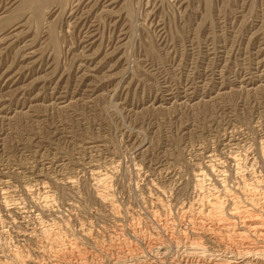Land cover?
Returning a JSON list of instances; mask_svg holds the SVG:
<instances>
[{"label":"rangeland","instance_id":"1","mask_svg":"<svg viewBox=\"0 0 264 264\" xmlns=\"http://www.w3.org/2000/svg\"><path fill=\"white\" fill-rule=\"evenodd\" d=\"M22 1L0 0V264H156L214 191L225 219L264 202V0Z\"/></svg>","mask_w":264,"mask_h":264},{"label":"bare ground","instance_id":"2","mask_svg":"<svg viewBox=\"0 0 264 264\" xmlns=\"http://www.w3.org/2000/svg\"><path fill=\"white\" fill-rule=\"evenodd\" d=\"M14 1V0H13ZM16 1V0H15ZM92 1V0H91ZM100 1V0H99ZM113 1V0H112ZM117 1V0H115ZM18 2V1H17ZM82 2V1H81ZM35 3V0H23L22 1V8L23 7H28L32 4ZM90 3V2H89ZM110 3V2H109ZM112 3V2H111ZM110 3V4H111ZM96 4V3H95ZM115 4V3H114ZM15 5V4H14ZM80 5V4H79ZM109 6V5H108ZM20 7V6H19ZM21 8V9H22ZM74 12V11H73ZM36 17V16H35ZM37 17H38V14H37ZM16 35V34H15ZM13 34H10L8 35V37L10 39H12L13 36H15ZM90 35V34H89ZM17 36V35H16ZM4 37V36H3ZM89 37V36H88ZM92 37V36H91ZM90 37V38H91ZM93 38V37H92ZM4 39V38H3ZM2 39V41H3ZM88 40V39H86ZM6 42V41H5ZM11 42V41H10ZM13 43V42H12ZM91 45V44H90ZM34 54V52L32 53ZM28 55V54H27ZM39 61V60H38ZM33 66V65H32ZM15 75V74H14ZM2 77V76H1ZM11 77L13 78L14 76L11 75ZM19 77V76H18ZM17 77V78H18ZM3 78V77H2ZM11 79V78H9ZM16 79V78H15ZM14 79V80H15ZM17 80V79H16ZM13 82V81H12ZM15 82V81H14ZM65 97V96H64ZM63 101V100H62ZM220 180V179H219ZM198 183V182H197ZM254 185V184H253ZM202 186V185H201ZM248 188V187H246ZM252 188V187H251ZM250 188V190H252ZM223 190V189H222ZM241 190V189H240ZM249 190V188H248ZM254 190V189H253ZM245 191V189H244ZM243 191V192H244ZM219 192V191H218ZM228 190L223 192V193H218L219 195H216L215 194V191H214V195L212 197V199L210 200H204L205 202L203 203V201L201 200H198V201H201L202 203L198 204L197 206V210L195 212H197V218H198V227L195 228V231H194V239L197 240V241H192L191 243L189 241L193 240V239H190L189 241L186 240V239H182V240H177L175 239V234H172L173 231L175 230H172L171 234L168 233L167 231V228L163 229L164 231L160 234L161 236L163 235L164 233V237L161 238L159 235L157 237H159L160 239L157 238V240L154 241V245L152 246L154 248V250L156 249L160 255H162V260L159 261V259L157 260L158 263L156 264H264V202H262L260 205H256V202L254 201L253 198H249L251 201H253L252 203H249L251 204L250 206V209L248 210H243L242 208H240L234 201V204L235 206V209H233L234 211H231L229 212L228 210V213L232 214V215H229L231 218L230 219H225V212H223L225 206L226 205L228 207V203L227 204H224L225 200L227 201V199L229 200L228 197H230V195H228ZM242 192V193H243ZM248 193V192H247ZM249 193H252V192H249ZM255 193H259V191H256ZM222 194V195H221ZM239 194V193H238ZM237 197L238 195L235 194ZM244 195H247L246 193ZM262 195V194H261ZM231 196H234V195H231ZM240 196H243L240 195ZM249 196H252L249 195ZM248 196V197H249ZM255 196V195H254ZM102 197L105 199L104 195H102ZM203 197V196H202ZM208 197V196H207ZM206 197V198H207ZM235 197V196H234ZM256 197V196H255ZM254 197V198H255ZM108 199V197H106ZM231 198V197H230ZM246 198V197H244ZM259 198V197H258ZM257 198V199H258ZM261 198V196H260ZM263 198V197H262ZM104 199H101V200H104ZM232 199H234L232 197ZM240 199V198H239ZM256 199V200H257ZM231 200V199H230ZM236 200V199H234ZM238 200V198H237ZM236 200V202H237ZM248 200V199H247ZM246 200V201H247ZM108 201V200H107ZM207 201V202H206ZM232 201V200H231ZM240 202V200H238ZM244 201V200H243ZM245 201V203H246ZM248 202V201H247ZM250 202V201H249ZM231 203V202H230ZM243 203V202H242ZM241 205V204H240ZM230 206V205H229ZM242 206V205H241ZM247 206V205H246ZM249 206V205H248ZM245 207V206H244ZM243 207V208H244ZM231 208V206H230ZM233 208V206H232ZM166 209V208H165ZM196 209V206L195 208ZM229 209V208H228ZM247 209V208H246ZM183 210H186V209H183ZM192 210V209H191ZM231 210V209H230ZM190 211V210H188ZM193 211V210H192ZM187 214V213H186ZM191 214V213H190ZM155 215V214H154ZM193 215V213H192ZM227 215V214H226ZM187 216V215H186ZM158 217V216H156ZM161 217V216H160ZM192 217V216H191ZM195 219V218H194ZM167 220V219H166ZM170 220V219H169ZM160 221V219L158 220ZM163 221V220H162ZM157 222V221H156ZM168 222V221H167ZM161 222L157 223V225H159ZM173 223V222H172ZM165 224V222L163 223ZM188 224V223H187ZM196 224V222H195ZM194 224V225H195ZM174 225V224H173ZM135 226V225H134ZM139 226V225H138ZM137 226V227H138ZM187 226V225H186ZM190 226V225H189ZM196 226V225H195ZM136 227V229H138ZM160 225L157 227L159 229ZM166 227V226H165ZM163 228V226H162ZM171 228V227H170ZM135 229V228H134ZM133 229V231H135ZM149 229V228H148ZM173 229V228H172ZM175 229V228H174ZM187 229V228H186ZM142 230V229H141ZM190 230V229H189ZM132 231V230H131ZM138 231H140V228L138 229ZM143 231V230H142ZM158 231V230H155V232ZM178 230L176 229V232ZM182 231V230H181ZM137 232V230H136ZM141 232V231H140ZM179 232V231H178ZM192 232V231H191ZM144 233H147L144 231ZM157 233V232H156ZM183 233V232H182ZM180 233V234H182ZM190 233V232H189ZM135 234V233H134ZM143 234L142 233H139L138 235L135 234V236L137 235L139 237V235ZM150 233H148L149 235ZM159 234V233H158ZM147 235V236H148ZM178 235V233H177ZM144 236V235H143ZM146 236V235H145ZM144 236V237H145ZM152 236V235H151ZM156 236V235H155ZM182 236V235H181ZM190 236V235H189ZM52 237V236H51ZM149 237V236H148ZM178 237H180L178 235ZM186 237V236H185ZM50 238V236H49ZM137 239V237H135ZM134 238V239H135ZM146 238V237H145ZM151 238V237H150ZM150 238H148L147 240H149ZM189 238V237H188ZM50 239H53V238H50ZM135 239V240H136ZM54 240V239H53ZM60 240V239H59ZM118 240V239H117ZM121 240V239H120ZM125 240V239H124ZM140 241L144 240V238L142 239H138ZM137 240V241H138ZM199 240H203L204 241H209L211 244H214L213 247L214 248V252L212 250V254L211 256L209 254L210 257L207 258L205 255H206V252H208L209 249H207V247L204 249L203 245L201 244L202 241L199 243L198 241ZM51 241V240H50ZM56 242V240H54ZM122 241V240H121ZM139 241V242H140ZM146 242V240H144ZM143 241V242H144ZM181 241L183 243H181ZM47 242V241H46ZM49 242V241H48ZM117 242V241H116ZM120 242V241H119ZM124 243H126L125 241H122ZM142 242V243H143ZM150 242V241H149ZM57 243V242H56ZM64 243V242H62ZM134 243V242H133ZM151 243V242H150ZM52 244V243H51ZM113 244V243H112ZM129 244V243H128ZM137 244V243H136ZM135 244V245H136ZM141 244V243H140ZM139 244V245H140ZM145 243H143L144 245ZM152 244V243H151ZM150 244V245H151ZM190 246H187L189 245ZM210 244V245H211ZM50 245V244H49ZM66 245V244H64ZM63 245V247H64ZM113 245H116L113 244ZM122 245V244H121ZM130 247L133 245V244H129ZM176 245V248H178L179 246H185L186 249H187V252H186V259H185V263L183 262H179L177 259V261H175L174 259H170L168 258L169 256V252L172 250L173 247H175ZM54 246V245H52ZM51 246V247H52ZM124 246V245H123ZM127 246V245H126ZM141 246V245H140ZM149 246V245H148ZM209 246V245H208ZM49 247V246H48ZM58 247V246H57ZM62 247V248H63ZM78 246H68L66 247L65 249H62V250H59V255L62 257H76V256H79L81 254V250H79L77 248ZM122 247V246H121ZM139 248V246H136ZM136 247H135V250H136ZM146 247V246H145ZM212 248V246H210ZM61 248V247H60ZM125 248V247H124ZM129 248V247H128ZM143 248V246H142ZM141 248V249H142ZM147 248V247H146ZM151 248V246H150ZM175 248V249H176ZM210 248V249H211ZM47 249V248H46ZM59 249V248H58ZM120 249V248H119ZM117 249V250H119ZM140 249V250H141ZM152 249V248H151ZM150 249V250H151ZM184 249V248H183ZM207 249V250H206ZM45 250V249H44ZM56 250V249H55ZM122 250V249H121ZM126 251V249H124ZM131 250V249H130ZM128 249V251H130ZM143 250V249H142ZM51 251V250H50ZM49 253H52L50 252ZM54 251V250H53ZM116 251V250H115ZM124 251V252H125ZM147 251L149 250H146V253H148ZM153 251V250H152ZM176 251V250H175ZM183 251V250H182ZM57 252V251H56ZM123 252V253H124ZM142 252V251H141ZM154 252V251H153ZM157 252V253H158ZM172 252V251H171ZM170 252V253H171ZM174 252V251H173ZM184 252H185V249H184ZM55 253V252H54ZM116 253V252H115ZM127 253V252H126ZM131 253V252H129ZM143 253H144V250H143ZM155 253V252H154ZM156 253V254H157ZM18 254V253H15V255ZM43 255L45 254L44 252L42 253ZM57 254V253H56ZM55 254V255H56ZM128 254V253H127ZM126 254V255H127ZM132 254V253H131ZM134 254V252H133ZM137 254V253H136ZM139 254V253H138ZM151 254V252H150ZM158 254V255H159ZM173 254V253H171ZM170 254V255H171ZM183 254V253H182ZM14 255V254H13ZM52 254H50L51 256ZM58 255V254H57ZM56 255V256H57ZM58 255V256H59ZM82 255V254H81ZM106 255V254H105ZM125 255V254H124ZM142 257L143 255L145 256V254H140ZM159 255V256H160ZM53 256V255H52ZM51 256V257H52ZM84 256V254L82 255V257ZM133 256V255H132ZM148 256V254H147ZM145 256V257H147ZM184 256V254H183ZM25 257V256H23ZM86 257V256H85ZM121 257V256H120ZM127 257V256H126ZM135 259L139 257V255H135L133 256ZM132 257V260H134ZM20 258V257H19ZM27 258V256H26ZM57 258V257H56ZM59 258V257H58ZM69 258V259H70ZM84 258V257H83ZM119 258V257H118ZM125 258V257H124ZM129 258V257H128ZM127 258V259H128ZM141 258V257H140ZM150 258V257H149ZM160 258V257H158ZM22 259V258H21ZM28 259V258H27ZM54 259V257H53ZM75 259V258H74ZM79 257L76 259L78 260ZM81 259V258H80ZM86 258H84L85 260ZM123 259V258H122ZM144 259V258H142ZM14 260V258H13ZM23 260V259H22ZM28 260H33V259H28ZM26 260V261H28ZM56 260V259H55ZM72 259H70V262H71ZM141 260V259H140ZM148 260V259H147ZM60 261V260H59ZM62 261V260H61ZM60 261V262H61ZM80 261V260H79ZM78 261V262H79ZM82 261V260H81ZM118 261V260H117ZM120 261V260H119ZM127 260H125L126 262ZM129 261H131L129 259ZM128 261V262H129ZM144 261V260H143ZM141 261V262H143ZM19 262V261H18ZM22 262V261H20ZM19 262V263H20ZM24 262V260H23ZM29 262V261H28ZM56 262V261H55ZM14 263H17L16 261ZM32 263V262H31ZM35 263V261H34ZM37 263V262H36ZM40 263V262H38ZM59 263V262H58ZM57 263V264H58ZM68 263V262H67ZM75 263V262H74ZM118 263V262H117ZM122 263V262H120ZM2 264V263H1ZM21 264H24V263H21ZM28 264V263H27ZM72 264V263H71ZM78 264V263H77ZM79 264H83V263H79ZM85 264V263H84ZM119 264V263H118ZM129 264V263H128ZM134 264V263H133ZM141 264V263H140ZM144 264V262H143ZM147 264V263H146ZM148 264H153L152 263H148Z\"/></svg>","mask_w":264,"mask_h":264}]
</instances>
